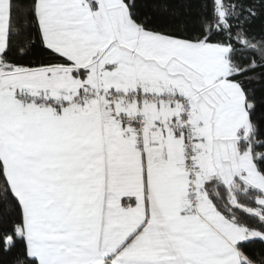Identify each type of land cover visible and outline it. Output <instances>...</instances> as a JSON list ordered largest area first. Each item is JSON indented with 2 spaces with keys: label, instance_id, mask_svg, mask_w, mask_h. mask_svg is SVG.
<instances>
[{
  "label": "snow or ice",
  "instance_id": "snow-or-ice-1",
  "mask_svg": "<svg viewBox=\"0 0 264 264\" xmlns=\"http://www.w3.org/2000/svg\"><path fill=\"white\" fill-rule=\"evenodd\" d=\"M0 264H264V0H0Z\"/></svg>",
  "mask_w": 264,
  "mask_h": 264
}]
</instances>
